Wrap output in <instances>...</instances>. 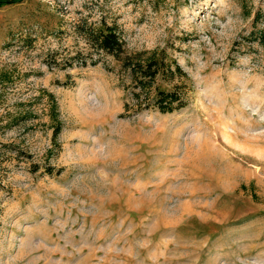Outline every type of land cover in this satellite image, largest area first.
<instances>
[{
  "label": "rangeland",
  "instance_id": "obj_1",
  "mask_svg": "<svg viewBox=\"0 0 264 264\" xmlns=\"http://www.w3.org/2000/svg\"><path fill=\"white\" fill-rule=\"evenodd\" d=\"M259 10L0 0V264H264ZM103 18L142 60H178L186 107L125 109L126 72L108 56L92 64L76 28Z\"/></svg>",
  "mask_w": 264,
  "mask_h": 264
},
{
  "label": "trees",
  "instance_id": "obj_2",
  "mask_svg": "<svg viewBox=\"0 0 264 264\" xmlns=\"http://www.w3.org/2000/svg\"><path fill=\"white\" fill-rule=\"evenodd\" d=\"M264 13L259 10L254 18L255 26L262 21ZM76 25L78 33L88 45V55L91 63H101L102 56L112 57L126 72L133 96L127 102L125 109L129 111L132 105L134 111L155 110L161 113H173L186 107L188 100L186 88L190 76L178 60L171 57L165 50L147 60H142L137 54L130 53L127 43L119 27L103 18L98 23L87 20ZM254 40L264 47V27L254 30ZM81 56L78 53L76 59ZM79 64L86 65L87 60H78ZM61 132V125H56L54 140ZM48 174H53V167L47 166Z\"/></svg>",
  "mask_w": 264,
  "mask_h": 264
}]
</instances>
